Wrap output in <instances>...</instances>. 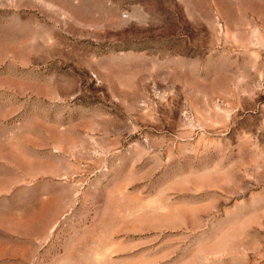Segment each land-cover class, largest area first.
Wrapping results in <instances>:
<instances>
[{
	"label": "rangeland",
	"instance_id": "1",
	"mask_svg": "<svg viewBox=\"0 0 264 264\" xmlns=\"http://www.w3.org/2000/svg\"><path fill=\"white\" fill-rule=\"evenodd\" d=\"M0 264H264V0H0Z\"/></svg>",
	"mask_w": 264,
	"mask_h": 264
}]
</instances>
